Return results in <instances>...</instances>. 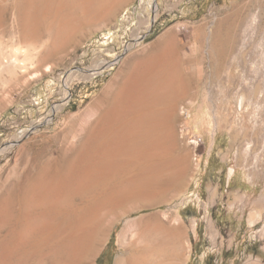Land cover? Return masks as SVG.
Returning a JSON list of instances; mask_svg holds the SVG:
<instances>
[{
    "label": "rangeland",
    "instance_id": "374dc122",
    "mask_svg": "<svg viewBox=\"0 0 264 264\" xmlns=\"http://www.w3.org/2000/svg\"><path fill=\"white\" fill-rule=\"evenodd\" d=\"M14 1L0 0V178L15 162L54 148L56 134L100 94L121 61L175 34L182 86L160 161L146 170L145 161L126 160L118 164L124 175L117 168L109 174L117 179L90 180L92 191L85 186L63 202L69 214L62 234L67 242L78 231L91 236L90 264H115L127 223L142 256L153 245L167 250L175 243L177 264L208 257L214 264H264V0H125L109 18H75L56 37L38 29L32 44L18 39ZM45 49L53 52L39 65ZM108 193L119 196L114 224L95 215ZM147 214L162 223L142 233L136 219ZM2 223L0 264H39V228L30 243L16 236L3 242L11 225Z\"/></svg>",
    "mask_w": 264,
    "mask_h": 264
},
{
    "label": "bare ground",
    "instance_id": "6f19581e",
    "mask_svg": "<svg viewBox=\"0 0 264 264\" xmlns=\"http://www.w3.org/2000/svg\"><path fill=\"white\" fill-rule=\"evenodd\" d=\"M124 1L15 0V31L18 39L27 44L36 40L38 29L42 31L40 35L45 32L48 36H52L54 30L56 37L71 20L107 19ZM198 36L199 31H195L193 37L197 39ZM52 43L54 47L55 40ZM180 49L177 36L164 33L143 55L125 58L100 94L70 117L67 126L56 134L59 143L54 148L41 149L24 162H15L12 173L0 178V218L4 224L11 225L2 237L3 242L15 236L21 241L31 242V232L39 228V264H90L94 251L91 249V236H84L78 231L71 233L72 241L67 242L66 232L62 234L69 214L63 208V202L79 193L90 180L114 174L120 163L126 160H143L146 170L160 161L163 138H171L174 134L173 117L179 98L177 90L182 86L178 82ZM51 51L45 49L38 54L39 65L51 55ZM97 185L96 188L101 187ZM108 185L105 184L106 187ZM116 196L108 193L94 208L97 209L95 215L102 214L100 217L108 224H114L119 218H110L115 202H119ZM150 205L126 209L121 214H130ZM136 221L142 233L149 231L154 224L162 223L155 214L142 215ZM134 229L132 223H127L119 232L123 253L115 264H177L179 249L175 243L167 250L153 245L148 256L138 254L139 246L133 239ZM7 247L8 244L3 245V248Z\"/></svg>",
    "mask_w": 264,
    "mask_h": 264
},
{
    "label": "trees",
    "instance_id": "16d2710c",
    "mask_svg": "<svg viewBox=\"0 0 264 264\" xmlns=\"http://www.w3.org/2000/svg\"><path fill=\"white\" fill-rule=\"evenodd\" d=\"M205 264H214L212 262V257H208L206 260H205Z\"/></svg>",
    "mask_w": 264,
    "mask_h": 264
},
{
    "label": "crops",
    "instance_id": "0c3cea01",
    "mask_svg": "<svg viewBox=\"0 0 264 264\" xmlns=\"http://www.w3.org/2000/svg\"><path fill=\"white\" fill-rule=\"evenodd\" d=\"M262 249V248H261ZM262 251H264V250H262Z\"/></svg>",
    "mask_w": 264,
    "mask_h": 264
}]
</instances>
